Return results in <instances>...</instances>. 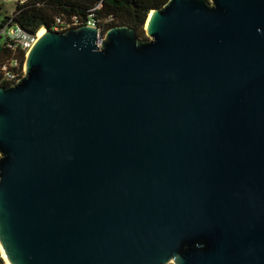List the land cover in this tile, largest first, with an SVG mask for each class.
I'll list each match as a JSON object with an SVG mask.
<instances>
[{
    "label": "water",
    "instance_id": "95a60500",
    "mask_svg": "<svg viewBox=\"0 0 264 264\" xmlns=\"http://www.w3.org/2000/svg\"><path fill=\"white\" fill-rule=\"evenodd\" d=\"M41 30L0 87L8 262L264 264V0Z\"/></svg>",
    "mask_w": 264,
    "mask_h": 264
},
{
    "label": "trees",
    "instance_id": "16d2710c",
    "mask_svg": "<svg viewBox=\"0 0 264 264\" xmlns=\"http://www.w3.org/2000/svg\"><path fill=\"white\" fill-rule=\"evenodd\" d=\"M169 0H16L11 15H6L0 21V87L9 85L1 67L17 61L16 66H10L9 71L22 74L25 63L24 53L8 47L3 28H20L30 33L44 26L50 30L55 19L69 21L76 18L79 22L92 19L97 27L103 28L102 35L112 27L126 26L135 30L136 38L143 40L146 36L144 23L149 11L159 9ZM2 6L0 5V14ZM102 21L107 22L102 25ZM17 73V74H16ZM15 78V79H16ZM1 158V155H0Z\"/></svg>",
    "mask_w": 264,
    "mask_h": 264
},
{
    "label": "built area",
    "instance_id": "2783aa9c",
    "mask_svg": "<svg viewBox=\"0 0 264 264\" xmlns=\"http://www.w3.org/2000/svg\"><path fill=\"white\" fill-rule=\"evenodd\" d=\"M0 1H3V0H0ZM106 23L107 22L102 21V25L105 26ZM80 26H88L89 28H96L102 34V30H103L102 26L97 27L94 20L86 19L83 22H79L76 18H71L69 21H62L56 18L55 23L53 24L50 31H53L56 33H62V32L67 31L68 29H71V28L74 29ZM1 33L5 37L8 47L12 50H15V49L21 50L24 53V57H26L29 50L33 48V46L35 45L36 41L38 40L40 36L38 33L28 34L27 32H24V30L17 28V27L14 29L3 28ZM16 64H17V61L12 60L10 64H6L1 67V70L4 72L7 80L8 81L12 80V82L10 83L16 82L24 75L23 66H22V74L20 75L19 78H16L18 76L17 73H16L17 75H15L14 73L9 71V67L16 66ZM0 264H3L1 256H0Z\"/></svg>",
    "mask_w": 264,
    "mask_h": 264
},
{
    "label": "rangeland",
    "instance_id": "374dc122",
    "mask_svg": "<svg viewBox=\"0 0 264 264\" xmlns=\"http://www.w3.org/2000/svg\"><path fill=\"white\" fill-rule=\"evenodd\" d=\"M16 0H3L0 1V5L2 6V12L0 14V21L2 20V18L6 15H11L13 8H14V2ZM144 39H148L147 35L145 36ZM3 262V261H2ZM4 264V262H3ZM168 264H173L172 261L169 262Z\"/></svg>",
    "mask_w": 264,
    "mask_h": 264
},
{
    "label": "bare ground",
    "instance_id": "6f19581e",
    "mask_svg": "<svg viewBox=\"0 0 264 264\" xmlns=\"http://www.w3.org/2000/svg\"><path fill=\"white\" fill-rule=\"evenodd\" d=\"M43 33H44V30H41L38 34H39L40 36H42ZM0 253H1L0 256H1L2 261L4 262V264H10V263L8 262L6 256H5V252L3 251L1 245H0Z\"/></svg>",
    "mask_w": 264,
    "mask_h": 264
}]
</instances>
